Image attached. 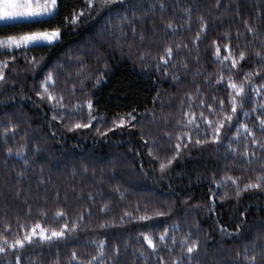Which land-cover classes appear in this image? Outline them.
<instances>
[{
	"label": "trees",
	"instance_id": "obj_1",
	"mask_svg": "<svg viewBox=\"0 0 264 264\" xmlns=\"http://www.w3.org/2000/svg\"><path fill=\"white\" fill-rule=\"evenodd\" d=\"M169 22L175 33L166 28ZM50 26L61 28L58 42L30 46L27 60L22 53L0 56L8 64L0 82V129L11 121L19 133L7 145L0 142V235L11 243L23 237L21 225L41 222L58 228L63 219L55 218L57 210L77 229L51 245L25 242L23 249H9L0 254V264H16L17 254L21 264H54L57 259L58 264H87L100 241L106 245L104 264H160L159 257L163 264H179L186 255L180 241L189 233L198 242L190 264H236L245 247L256 264H264V188L236 195L237 185L243 189L264 175V132L257 119L264 118L259 108L264 88L259 95L251 91L264 84V0H134L123 6L119 0H90V6L89 0H58L54 16L0 24V39ZM166 47L173 50L171 59L165 56L167 64L160 60ZM216 48L221 59L229 51L236 57L244 51L246 58L229 71L231 62L221 65ZM33 58L35 66L29 63ZM48 70L55 76L56 94L68 106L62 111L70 108L71 117L52 121L48 103L36 95ZM247 72L253 75L246 80ZM221 75L224 80L217 83ZM229 75L243 81L255 101L244 107L248 117L239 116L254 135L243 128L237 134L233 126L227 135L222 129L221 139L213 142L200 116L216 121L231 114ZM87 100L97 119L87 129L68 131L69 120L88 122ZM128 113L135 119L114 125ZM185 113L201 125L198 133L194 126L184 127ZM178 136L187 146L161 172L160 162L176 155ZM197 138L200 144H194ZM21 145H26L27 165L15 155ZM226 176L237 178V185L225 182ZM157 211L166 215L156 216ZM145 215L151 219L139 220ZM165 227L167 247L159 242ZM142 232L154 239L156 254Z\"/></svg>",
	"mask_w": 264,
	"mask_h": 264
},
{
	"label": "snow or ice",
	"instance_id": "obj_2",
	"mask_svg": "<svg viewBox=\"0 0 264 264\" xmlns=\"http://www.w3.org/2000/svg\"><path fill=\"white\" fill-rule=\"evenodd\" d=\"M106 3H112L115 2V0H105ZM134 0H119V3L123 6L125 4L133 3ZM89 6H90V0H89ZM161 9H163L164 5L163 3L160 4ZM125 12L128 11L127 8L124 9ZM58 12V0H0V22H10V21H17V20H40L43 17L46 16H54L55 13ZM81 13L80 15H82ZM147 15V12L144 13ZM133 17L135 18V11L132 12ZM71 22L73 26H75L77 22V14L73 13L70 17ZM122 20L127 19V15L121 17ZM202 19V18H201ZM245 26L247 27V30L249 33L255 34V30L248 26V21H244ZM31 28V26H29ZM43 27V25H41ZM166 28L172 29L173 33H175V27L171 22L166 24ZM201 29L203 30V24L201 25ZM133 32H135V28H133ZM61 38V28L60 27H51L50 30L45 28L44 30H27L22 31L20 34L16 35H7L5 38L0 39V56H10L12 58H15L17 53H22L25 56V59L27 60V53L28 51L33 50L30 48L32 45H39L41 43H44L48 46L53 45L55 42H58ZM199 38V35L197 36ZM141 39H143V36H141ZM180 45H177V48H179ZM186 47V45H185ZM227 50V46H226ZM165 55L160 56V60L164 61L165 64L168 63V60L165 59V56L168 57V59H171L173 55V50L171 47L165 48ZM220 48H216L215 53L216 57L221 63V65H225L226 61L231 62V66L229 71L231 69H235L240 61L245 60L246 55L244 51H240L238 57L234 56L231 51H229V54L224 56L222 59L220 58ZM257 56H260V53H256ZM30 64L35 66L36 63H38L35 58L33 60L29 61ZM81 64H83V61H81ZM8 66L7 61L0 62V82H3L5 80V73L3 71L4 68ZM184 67L186 68L187 65L185 64ZM59 69V66H58ZM258 74V73H257ZM253 73L247 72L245 73V79H249L252 77ZM174 79H177L174 77ZM224 80V77L221 75L219 79L217 80V83H220ZM55 76L53 74V71L48 70L46 71V74L44 75L43 80L40 82L39 90L36 92V95L39 97L40 101L44 102L46 101L49 105L50 110L53 112L52 115V121H57L59 119H63L65 116L71 117V109L69 108L68 111H62L66 109V104L64 101L63 95H57V89L55 87ZM99 80H97V83ZM227 88L231 91L228 92V104L231 108V114H224L223 118L216 121H209L207 120V117L204 116L203 113H201V120L206 122L208 125V128L211 129L212 132V140L213 142H217L221 139V131L224 130L225 135L228 134L230 129L234 126L236 129V133L239 134V131L241 128L244 129V131L247 133L248 136H253L254 134L248 130L247 125L243 124L239 121V116L242 114L245 117L249 116V113L247 111H244V107L246 106V103L252 102L255 103V101H252L251 98L246 94V88L245 83L242 81L240 83H237L233 81L232 76L229 75L227 78ZM261 88H264V84L260 86V88L253 87L251 89L252 92H254L256 95L260 94ZM203 103V101H201ZM87 108H88V122H71L69 120L68 125V131H74L79 129H87L92 126V121L96 120L97 117L93 112V104L91 100L86 101ZM224 101H220L221 106V112L224 111L223 109ZM77 111H82V105H76L75 106ZM209 108H211V105H209ZM239 108V111H238ZM260 110L264 111V103H261L259 105ZM253 111H256L254 108ZM185 116L188 118L187 123L184 125V127L188 126H194L196 132L198 133L200 131L201 125L196 122L194 115L190 113H185ZM235 117V121H234ZM135 119V116H133L131 113L127 114V117H118V123L117 121H113L114 125L117 127H123L126 123H130L131 120ZM259 119V125L262 132H264V118L257 117ZM17 125L12 124L11 121H9L6 125L3 126L2 129H0V142L7 145V141L9 139H15V137L19 134L17 132ZM111 130V129H109ZM100 129H97V132H99ZM207 131V129L205 130ZM55 135V133H53ZM188 133L184 132L182 133V136H187ZM189 142H192L191 137H189ZM202 142L201 138H197L194 141V144H200ZM258 141L253 138L252 144L256 145ZM187 145L181 142V136L177 137V143L175 145V153L176 155L171 156V158H166V162H160L159 168L161 172H164L170 165H172L173 160L177 158V156L180 154V149L182 147H186ZM26 145H21L17 151L15 152V155L21 159H24V148ZM231 147V145H229ZM260 147L264 149V144H260ZM6 151L9 156L13 154V150L11 147H7ZM40 149L37 147L35 148V153H39ZM152 154L151 152L149 153ZM245 157L247 158V150L245 151ZM25 165L28 164L27 159H24ZM85 172H87V169H84ZM20 175H23V173H20ZM231 181L233 185H237V178H233L231 176H226L224 178V181ZM264 188V175H257L255 178V181H249L247 184L244 185L243 189H240V187L237 185L236 189V195L239 196L240 192L242 190H249V189H261ZM103 210V209H102ZM45 212H41L42 217H46ZM127 215V213H126ZM156 216H163L166 215V213L162 211H157L155 213ZM55 218L59 221L60 219H63V223L57 228V227H50L46 223L42 224L41 222H35L32 226L26 227L24 225H21V229L24 230L23 237H17L14 239L11 243L4 238L2 235H0V254H6L9 249H16L20 250L25 247V242H27L29 245L33 243H39L41 245L48 244L51 245L55 242L63 241L65 240L66 236L69 234L70 231L74 232L77 229V223L72 222L69 224L67 220V215L63 210H57L55 212ZM80 220H83V216L79 217ZM151 219L150 216H140L139 220H149ZM101 227H104V225H101ZM176 226L173 225L172 229L175 230ZM7 230V229H6ZM168 233L169 229L167 227L164 228V231L159 235V242L163 244L165 247H167V244H165V241L168 239ZM238 234V233H237ZM140 235L143 237V241L147 244L148 248L153 250V254H156L157 251V244L154 242V239L152 236L147 232H142ZM190 241V242H189ZM173 243H175V239L173 238ZM181 248L185 249L186 255L183 256V258L179 261V264H184V261H188L190 264V261L194 258L193 254L198 250V242L196 240L191 239V233H189L185 239L180 241ZM105 243L104 241H100L98 245V252L97 255L93 256L91 260L87 261V264H93L94 261L98 262V264H104V252H105ZM256 245H253V251H255ZM114 251H117V249L114 248ZM261 251L264 252V245H261ZM141 256H143V252H141ZM22 257L17 254L16 256V264H21ZM77 259V254L75 251L71 254V260L75 261ZM160 264H163V258L159 257ZM54 264H58V259ZM236 264H256V256L248 255V248L245 247L243 256L241 257L240 253H237V262Z\"/></svg>",
	"mask_w": 264,
	"mask_h": 264
},
{
	"label": "rangeland",
	"instance_id": "obj_3",
	"mask_svg": "<svg viewBox=\"0 0 264 264\" xmlns=\"http://www.w3.org/2000/svg\"><path fill=\"white\" fill-rule=\"evenodd\" d=\"M49 17H51V16H46V17H43V18H49ZM43 18H41V19H43ZM23 21H32V20H17V21H10V22H6V23H11V22H23ZM2 23H5V22H0V24H2ZM39 45H44V43H41V44H39ZM32 46H36V45H32Z\"/></svg>",
	"mask_w": 264,
	"mask_h": 264
}]
</instances>
